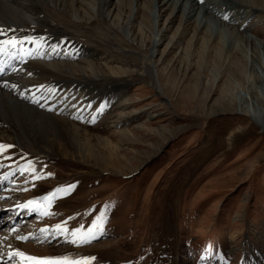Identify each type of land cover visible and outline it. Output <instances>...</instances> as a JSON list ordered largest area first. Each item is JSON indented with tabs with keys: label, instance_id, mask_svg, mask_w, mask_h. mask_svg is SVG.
I'll return each mask as SVG.
<instances>
[{
	"label": "bare ground",
	"instance_id": "bare-ground-1",
	"mask_svg": "<svg viewBox=\"0 0 264 264\" xmlns=\"http://www.w3.org/2000/svg\"><path fill=\"white\" fill-rule=\"evenodd\" d=\"M129 1L131 4L118 0L112 10V0H0V212L7 215L5 223L0 222V230L5 229L0 234V264H112L102 248H42L32 237L35 232L27 231L30 238L17 232L18 223L28 220L32 212L44 217L43 210L51 203L58 204L76 181L108 171L112 157L91 151L85 139L82 141L85 125L79 127L76 121L101 119L110 127L124 128L118 135H126L125 128L132 124L130 117L136 112H128L125 88L138 81L152 87L158 96L171 95L174 75L170 70L167 75L159 70L161 58L173 49H181L185 57L172 64L178 65L179 72L183 67L186 75L187 70L196 68L200 77H207L213 66L220 80L234 76L239 82L234 93L225 88L215 105L204 111L207 119L221 114L229 121L211 152L226 156L244 139L264 134V47L262 42L242 35L255 31L254 26L246 27L249 17L264 20V0H231L233 3L221 5L218 0ZM214 10L216 17L222 20L227 13L230 20L224 24L214 21L209 17ZM168 11L171 19L161 29L160 18ZM176 20L178 29L167 49L160 52ZM136 21H140L139 27ZM189 33L192 35L183 46ZM262 41L264 44V37ZM202 77L193 80L192 89L191 80L185 79L179 93L178 99L188 103L186 109H192L190 114L204 110L198 99L202 91L208 92V97L213 92ZM78 93L83 94L77 97ZM68 154L84 162L88 172L49 185L43 168L35 170L37 159H67ZM92 159L107 169L88 165ZM17 174H26L30 185L14 187ZM35 184L37 190L32 189ZM10 193L14 200L3 203ZM176 195L167 197L171 208ZM169 208L157 228L158 244L164 249L161 258L169 252L166 235L174 232ZM20 211L26 215L20 217ZM46 229L41 225L39 231ZM91 236L88 240L100 239L104 231L98 229ZM82 238L79 245L84 244Z\"/></svg>",
	"mask_w": 264,
	"mask_h": 264
},
{
	"label": "rangeland",
	"instance_id": "rangeland-1",
	"mask_svg": "<svg viewBox=\"0 0 264 264\" xmlns=\"http://www.w3.org/2000/svg\"><path fill=\"white\" fill-rule=\"evenodd\" d=\"M117 1L112 0V10ZM199 1L204 3L205 0ZM218 1L220 5L222 2L233 3L231 0ZM128 4L131 1L128 0ZM224 7L220 12H224ZM216 12L214 10L209 16L214 21L224 24V20H230L229 14L224 13L221 20L216 17ZM168 19H171L170 11L160 18L161 29L165 28ZM247 22L246 27L254 26L255 31L242 35L262 42L264 47V20L251 16ZM92 24L97 25V22ZM135 24L139 27L140 21ZM178 24L179 20H176L166 33L160 52L167 49ZM191 35L189 33L185 37L183 46ZM183 57L181 49L176 48L160 60L159 73L167 75L170 70L174 75L171 78L172 84L175 83L171 95L158 96L152 87L138 81L125 88L124 93L130 103L128 112H136L130 117L132 124L125 128L126 135H118L124 128L110 127L101 119L76 121L79 127L85 125L82 127L84 132L86 130L82 141L85 139L83 142L91 151L112 157L108 171L104 163L90 160L88 165L101 166L105 172L76 181L73 189L62 196L58 204L51 203L43 210L44 217L41 213L34 216L32 212L28 220L18 223L20 231L17 232L27 234L29 238L27 231L35 232L32 237L42 248L72 247L88 251L102 248L112 259V264H264V134L244 139L226 156H220L218 151L211 152L229 121L221 114L207 119L206 109L210 110L215 105L225 88L230 94L234 93L239 82L234 76H224L220 80L218 72L211 66L208 76L201 77L213 92L208 97V92L202 91L198 99L201 105H205L204 110L190 114L192 109H186L188 103L178 99L179 93L185 87V79L191 80L189 88L192 89L193 80L201 77L197 74L199 69L187 70L185 75L183 67L179 72L177 64L172 66L177 58L185 59ZM74 60L80 61L79 58ZM197 60L194 57L198 65ZM80 94L83 93L76 96ZM111 113L113 120L116 112ZM68 156L70 158L66 156L67 159H37L35 170L38 171V166L43 168L44 174L48 175L44 181L49 185L89 170L84 162L80 163L71 154ZM14 179V187L20 189L31 182L26 174L14 175ZM37 188L36 185L32 189ZM30 191L27 187V193ZM173 191L177 195L171 208L166 200L174 194ZM13 200L10 193L3 203L10 204ZM168 206L174 232L166 235L169 252L161 258L164 249L162 244H158L157 228ZM23 215H26L24 211L20 217ZM5 216L6 213L1 215L0 222L5 223ZM56 223L61 224L55 226ZM41 225L47 228L45 234L39 231ZM101 228L104 236L88 240ZM0 232L5 233V229ZM81 238L84 244L79 245ZM74 240L78 244L75 245Z\"/></svg>",
	"mask_w": 264,
	"mask_h": 264
}]
</instances>
